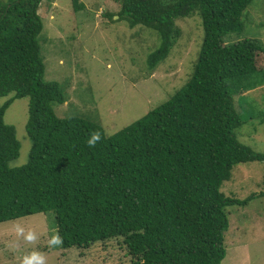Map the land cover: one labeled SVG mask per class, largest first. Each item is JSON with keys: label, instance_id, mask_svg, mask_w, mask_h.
I'll use <instances>...</instances> for the list:
<instances>
[{"label": "trees", "instance_id": "obj_1", "mask_svg": "<svg viewBox=\"0 0 264 264\" xmlns=\"http://www.w3.org/2000/svg\"><path fill=\"white\" fill-rule=\"evenodd\" d=\"M43 1L0 0V98L13 94L0 103V222L54 211L63 248L120 237L130 264H222L228 207L251 197H229L221 188L236 164L264 165V153L236 133L246 123L238 99L264 85V44L225 39L244 30L254 0H115L130 27L159 34L148 72L180 36L175 18L198 11L204 38L185 86L112 135L89 117L56 113L66 96L59 82L45 79ZM21 97L29 98L32 146L26 164L11 166L21 143L5 114ZM92 132L102 139L89 148Z\"/></svg>", "mask_w": 264, "mask_h": 264}, {"label": "rangeland", "instance_id": "obj_2", "mask_svg": "<svg viewBox=\"0 0 264 264\" xmlns=\"http://www.w3.org/2000/svg\"><path fill=\"white\" fill-rule=\"evenodd\" d=\"M75 5L74 0H44L39 9L44 20L39 42L45 79L59 82L66 96V102L55 105L60 117H89L112 135L167 101L193 76L204 38L198 11L175 18L180 36L167 59L148 72L147 56L160 44L155 30L130 27L119 18L120 4L115 0H78L79 8ZM247 10L244 30L227 34L226 43L256 39L264 44V0H254ZM12 96L0 98V103ZM237 106L246 120L236 131L240 142L264 153V85L246 92ZM28 117L29 98L14 99L5 120L15 126L21 149L11 166L29 160ZM263 176V162H241L221 188L229 197H251L245 204L228 207L230 227L222 264H264V195H259ZM14 223L35 230L38 242L30 245L19 239ZM56 231L54 211L0 222V264H17L33 248L46 255L47 264H130L133 259L120 237L89 248H49L47 239Z\"/></svg>", "mask_w": 264, "mask_h": 264}, {"label": "clouds", "instance_id": "obj_3", "mask_svg": "<svg viewBox=\"0 0 264 264\" xmlns=\"http://www.w3.org/2000/svg\"><path fill=\"white\" fill-rule=\"evenodd\" d=\"M101 133L100 132H92L87 138V146L89 148H94L97 143L101 141ZM14 231L16 236L19 239L25 241V243L30 245H35L38 240L39 236L37 232L31 228H25L20 223H14ZM63 238L59 235L58 231L54 232L48 239H47V246L49 248H57L62 246ZM17 264H47V257L46 255L33 248L30 252H25L18 258Z\"/></svg>", "mask_w": 264, "mask_h": 264}]
</instances>
